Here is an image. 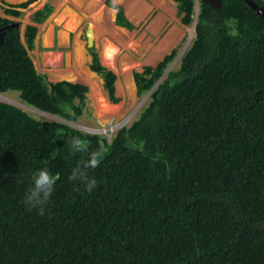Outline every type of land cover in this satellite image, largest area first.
<instances>
[{
    "label": "trees",
    "instance_id": "16d2710c",
    "mask_svg": "<svg viewBox=\"0 0 264 264\" xmlns=\"http://www.w3.org/2000/svg\"><path fill=\"white\" fill-rule=\"evenodd\" d=\"M30 1L5 11L20 15ZM178 1L184 23L195 17L191 43L174 68L172 49L133 71L147 101L110 137L0 100V264H264V17L245 0H198L196 13L195 0ZM116 22L132 27L120 6ZM26 28L32 48L37 27ZM17 31L0 38V92L79 117L87 86L55 81L52 98ZM91 53L118 101L115 73ZM92 152L101 157L88 192L69 177ZM41 169L59 176L43 214L24 203Z\"/></svg>",
    "mask_w": 264,
    "mask_h": 264
},
{
    "label": "crops",
    "instance_id": "0c3cea01",
    "mask_svg": "<svg viewBox=\"0 0 264 264\" xmlns=\"http://www.w3.org/2000/svg\"><path fill=\"white\" fill-rule=\"evenodd\" d=\"M22 1L25 0H0V16L7 17L11 19L12 22L18 21L16 20V17L19 15L9 14L5 9L9 6H13L12 4H17ZM34 1L35 0H32L29 3L33 2L32 4H34L38 0ZM47 2L52 6V9L45 18L42 21H34L35 23L28 24H34L37 27V30L40 29L39 39H43L46 42L45 34H47L49 37L48 42L46 43H53L64 48L65 52H57L56 56H70L69 63L75 65L64 66L63 68L58 69V74L61 75V78L54 80H71V82H78L86 85L84 83L85 81L80 78L72 81L71 78L73 77H70V75L79 74L80 69L78 67H87L88 70H92L90 68V62L92 58L91 49H93L96 51L101 64L115 73V94L116 84L120 80L119 69H114L107 65V60H114L116 66H121L120 61L128 60L127 58L129 56H144V59L148 56L150 58L161 53L165 47L168 50L164 53L167 54L174 49L171 45H174V40L180 36L176 35L179 32H175L174 30L177 28L183 29V27L187 25V23H184L181 20L183 13H179L178 0H45L37 9L43 7ZM196 4L198 5V0H195L194 8ZM117 6L122 8L125 18L132 24V27L129 28L116 22ZM16 7L21 11L22 8H24L19 6ZM59 15H63L64 18L60 22L59 20L61 18L59 17L58 22H56L55 18ZM68 17L71 21L67 19ZM46 20L47 22L44 24ZM72 21L73 23L70 24ZM68 23L70 26L66 25ZM27 25L25 26L26 31ZM17 30L19 40L23 43L19 34V26ZM88 31L91 33V42L88 41ZM1 32H3V30H1ZM63 33H66L67 39L62 41ZM2 35L3 34L1 33L0 38H2ZM78 42L80 44L79 47H81L82 50V58L80 56L76 62L73 58V53L77 50L76 47ZM23 44L27 49L29 48L27 42ZM106 44L112 45L113 48L115 46L113 57L111 59H108L109 57H106L104 53ZM118 52L122 53L119 55V61L115 62ZM147 61L148 60H144L141 65L149 64V61ZM94 72L98 76L100 75L96 71ZM44 76L47 77V75ZM100 76L99 78L101 79L102 77ZM102 82L103 79L101 81V89L106 95L107 91ZM89 89L90 86L88 85L85 94L89 92ZM106 97L109 99L108 94Z\"/></svg>",
    "mask_w": 264,
    "mask_h": 264
},
{
    "label": "rangeland",
    "instance_id": "374dc122",
    "mask_svg": "<svg viewBox=\"0 0 264 264\" xmlns=\"http://www.w3.org/2000/svg\"><path fill=\"white\" fill-rule=\"evenodd\" d=\"M44 1L45 0H38L34 4H32L33 2L29 3V5L27 7L22 8V14L16 17V20L19 21V34H20V38L23 41V43H26L25 31H24L25 26L28 23H35L34 21L31 20L32 13ZM194 9H195V13H196L198 10L197 4L195 5ZM59 17L61 18L59 20L60 22L64 18L63 15L56 16V18H55L56 22H58ZM67 19L69 21H71V19L69 17ZM46 22H47V20L44 22V24ZM72 23H73V21L70 24H72ZM66 25L70 26L69 23ZM193 26H194V21L191 22L190 24L185 25L183 27V29L177 28L174 30L175 32H179L176 35H180V36H178L175 40L173 38L174 45H171V47L175 49V55H174L173 59L168 63L167 70L170 68H174V67L179 65V62H180V59L182 56L181 54L184 50V47H185L188 39L190 38V40H191L192 36L194 34V27ZM39 35H40V29L37 30V32H36L35 39H34V46L32 48H28V52L34 61V64L36 66L37 71L40 74L47 75V78H49V79H59V78H61V75H53L54 72L58 71V69H61L64 66H75V65L69 63L70 62V56H65V57L63 55H61L59 57L56 56L57 52L63 53V52H65V50L63 47L57 46L56 44L46 43V42H48L49 35L45 34L46 42L43 39H39ZM62 36H63L62 41L64 39L65 40L67 39L66 33H63ZM79 46H80V44L78 42L77 47H76L77 50L73 53V58L75 59L76 62H77L78 58H80V56L82 58V50H81V47H79ZM110 46H112V45H110ZM163 46H165V45H163ZM106 47H107V44L104 48L105 51L107 49ZM114 48H115V46H114ZM167 50L168 49H166V47H165L163 49V51H161V53H158V54H156L150 58L148 56H146L145 59L143 58L144 56H135V55L129 56L127 58L128 60H124L122 62L120 61L121 66H116L114 64V60H112V61L107 60V62H106L107 65H109L110 67H112L114 69H119L118 72L120 75V77H119L120 80L116 84V86H117L116 96L118 97V101H116V102H111L106 97L107 94L105 95L103 93V91L101 89V81L103 78H101V79L98 78V75L95 72L92 73L90 70H88L87 67H78L80 69L79 73H83V79L82 80L85 81L84 83H86V85L88 84L90 86L91 91L89 89V92H87L85 94V100H84V106L82 109V113L76 119H67L65 117H62V116H59V115H56L53 113H49V112L40 110L38 108H35V107L23 102L22 99H20V97H19V92L15 91V90L0 92V100L15 104V105L19 106L20 108L32 113L33 115H35L41 119H58L62 122L68 123L70 126H72L74 128L82 129V130L88 131V132H94L93 131L94 129L108 128L110 125H113L115 122L120 121L121 119H123L127 116H130L129 119L125 122V125H127L137 116V114L139 113L142 106L146 103L147 98H148V93H149V91L146 93H143L141 95L137 93L135 81L133 78V71L134 70H141L142 69L141 63L144 60H148L150 65L156 64L159 60H161L163 58V56L165 55L164 52ZM105 51H104V53L106 55ZM122 52H118L116 59H115V62L119 61V57H120L119 55ZM74 55H75V57H74ZM106 57H109L108 59H111L113 57V55L112 56L106 55ZM147 58H149V59H147ZM76 66H77V64H76ZM89 72H91V74L88 76ZM71 79L75 80L73 78H71ZM80 82H81V80H80ZM132 86L135 89V90L133 89V91H132ZM130 90L132 93H129ZM133 98H134V100H133ZM75 101H78V98H76ZM98 104H100V105L97 108ZM122 108H124V110H125L124 113L122 111L123 110ZM97 109L101 115L106 114L107 112H110L113 109L112 111H116V113H115L116 118H114L113 115L110 116L111 114H109L108 119L103 120L98 115V113H97L98 111H96ZM120 114L122 115L121 117L119 116ZM113 133L114 132H112V134Z\"/></svg>",
    "mask_w": 264,
    "mask_h": 264
},
{
    "label": "clouds",
    "instance_id": "9594fccd",
    "mask_svg": "<svg viewBox=\"0 0 264 264\" xmlns=\"http://www.w3.org/2000/svg\"><path fill=\"white\" fill-rule=\"evenodd\" d=\"M73 147L78 151H87V145L79 139L73 141ZM100 157V152H92L82 166L73 169L69 179L78 181L84 186L86 191L91 192L96 182L89 177V170L99 166ZM58 179V175H52L47 169L35 172L32 175V186L25 194L24 203L30 208H39L41 214H43L44 206L49 202Z\"/></svg>",
    "mask_w": 264,
    "mask_h": 264
},
{
    "label": "water",
    "instance_id": "95a60500",
    "mask_svg": "<svg viewBox=\"0 0 264 264\" xmlns=\"http://www.w3.org/2000/svg\"><path fill=\"white\" fill-rule=\"evenodd\" d=\"M206 2H209L210 4H213L215 3L216 0H204ZM245 2L248 4V6H250L255 12L259 13L261 16L264 17V6L260 5L259 3H257L255 0H245ZM195 24V22H194ZM17 27L19 26V23L18 21H13L11 23H8L6 25H3V26H0V34L3 32H1V30L5 29V28H9V27ZM26 31V29H25ZM88 35V41L91 42V33H87ZM45 79L47 80L49 86H50V91H51V96L52 98H54V82L57 81V80H54V79H49L45 76ZM71 81V80H70ZM73 81V80H72Z\"/></svg>",
    "mask_w": 264,
    "mask_h": 264
},
{
    "label": "bare ground",
    "instance_id": "6f19581e",
    "mask_svg": "<svg viewBox=\"0 0 264 264\" xmlns=\"http://www.w3.org/2000/svg\"><path fill=\"white\" fill-rule=\"evenodd\" d=\"M189 44H190V38L188 39V41H187V43H186V45H185V47H184V50H183L182 54L184 53L185 49L188 47ZM106 48H107L106 51H105V52H106V55H107V56H112V55H113L114 48H113L112 46H110V45H107ZM78 53H79V52H78ZM182 54H181V55H182ZM83 70H84V69H83ZM90 71H91L92 73L94 72V71H92V70H90ZM91 72H89L88 76L91 74ZM70 77H73V79H75V80L77 79V78L74 77V75H72V74L70 75ZM98 78H99V76H98ZM68 79H69V78H68ZM128 79H129V78H128ZM131 80H132V79H131ZM85 84H86V83H85ZM87 85H88V84H87ZM130 85H131V84H130ZM116 89H117V86H116ZM130 89H131V88H130ZM133 89H134V87L132 86V91H133ZM134 90H135V89H134ZM90 91H91V89H90ZM129 93H132L131 90L129 91ZM90 96H91V95H90ZM133 100H134V98H133ZM132 102H133V101H132ZM99 105H100V104L97 105V108L99 107ZM109 107H110V106H109ZM101 108H102V107H101ZM122 109H123L122 111H123V113H124L125 110H124V108H122ZM112 110H113V109H112ZM112 110H111L110 112H107V111H106L107 113H106V114H103V115L100 114V112L98 111V109H97L96 111H98L97 113H98V115L100 116L101 119H103V120L105 119V120H106V119H108L109 114H111L110 116L113 115L114 118H116V117H115V113H116V111H112ZM120 110H121V109H120ZM113 112H114V113H113ZM102 113H103V112H102ZM123 113H122V114H123ZM119 116L121 117L122 115L120 114ZM129 117H130V116L125 117V118L122 120V122L127 121V120L129 119ZM117 118H118V117H117ZM103 120H102V121H103ZM105 122H106V121H105Z\"/></svg>",
    "mask_w": 264,
    "mask_h": 264
},
{
    "label": "built area",
    "instance_id": "2783aa9c",
    "mask_svg": "<svg viewBox=\"0 0 264 264\" xmlns=\"http://www.w3.org/2000/svg\"><path fill=\"white\" fill-rule=\"evenodd\" d=\"M193 21L195 22V17H194ZM123 119H121L120 121L115 122L113 125H110L108 128H105V129H94L93 131L94 132H103V133L107 134L110 137L112 132L117 131L121 126L125 125L126 121L122 122Z\"/></svg>",
    "mask_w": 264,
    "mask_h": 264
},
{
    "label": "flooded vegetation",
    "instance_id": "af4514ba",
    "mask_svg": "<svg viewBox=\"0 0 264 264\" xmlns=\"http://www.w3.org/2000/svg\"><path fill=\"white\" fill-rule=\"evenodd\" d=\"M58 73H59V72L56 71L55 73H53V75H59ZM69 74H71V73H69ZM72 75H74V74H72ZM74 77H76L77 79H78V78L83 79V73L75 74ZM93 89H94V88H93Z\"/></svg>",
    "mask_w": 264,
    "mask_h": 264
}]
</instances>
